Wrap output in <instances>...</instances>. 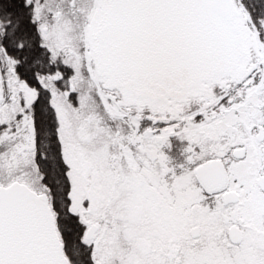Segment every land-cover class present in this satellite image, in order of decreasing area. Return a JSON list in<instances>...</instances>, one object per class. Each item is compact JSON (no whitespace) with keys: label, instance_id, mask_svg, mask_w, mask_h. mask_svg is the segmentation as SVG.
<instances>
[{"label":"snow or ice","instance_id":"snow-or-ice-1","mask_svg":"<svg viewBox=\"0 0 264 264\" xmlns=\"http://www.w3.org/2000/svg\"><path fill=\"white\" fill-rule=\"evenodd\" d=\"M0 264H264V0H0Z\"/></svg>","mask_w":264,"mask_h":264}]
</instances>
